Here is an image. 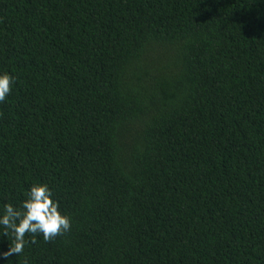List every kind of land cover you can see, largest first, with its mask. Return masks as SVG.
Returning <instances> with one entry per match:
<instances>
[{"label": "trees", "instance_id": "16d2710c", "mask_svg": "<svg viewBox=\"0 0 264 264\" xmlns=\"http://www.w3.org/2000/svg\"><path fill=\"white\" fill-rule=\"evenodd\" d=\"M3 71L0 212L71 229L0 264H264V0H0Z\"/></svg>", "mask_w": 264, "mask_h": 264}, {"label": "clouds", "instance_id": "9594fccd", "mask_svg": "<svg viewBox=\"0 0 264 264\" xmlns=\"http://www.w3.org/2000/svg\"><path fill=\"white\" fill-rule=\"evenodd\" d=\"M15 82L13 74L0 72V103L5 102ZM70 229L71 219L62 212L60 202L53 197L49 185L34 183L19 207L6 203L0 212V234L7 238L11 235L9 247L0 252V257L8 260L13 255L19 256L27 243L36 242L37 235L49 241ZM26 234L31 236V241L25 239Z\"/></svg>", "mask_w": 264, "mask_h": 264}]
</instances>
